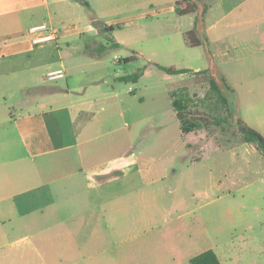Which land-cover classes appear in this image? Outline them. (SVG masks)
<instances>
[{"label": "crops", "instance_id": "crops-1", "mask_svg": "<svg viewBox=\"0 0 264 264\" xmlns=\"http://www.w3.org/2000/svg\"><path fill=\"white\" fill-rule=\"evenodd\" d=\"M81 1L0 0V105L4 107L0 115V264H125L136 259L128 255L129 250L142 248V226L136 230V225L149 208L155 209V200L137 188L144 181L143 121L151 125V119L156 120L152 130L168 137L150 147L166 145L165 152L175 157L185 156L191 147L186 140L191 132L182 134L176 122L174 127L161 124L155 106H149L152 99L146 101L138 91L139 81L128 87L130 99L118 96L114 83L122 75H113L112 84L102 80L103 54L88 53L87 43L81 42L97 40L99 27L91 21L89 9L109 36L117 26L147 17L153 8L156 15L174 16L178 0ZM76 13L79 19L75 20ZM178 16H189V29L199 19L198 47H203V55L199 68L192 71L207 70L215 80H223L242 120L264 137V0H201L194 13ZM44 17L58 34L55 40L36 43L28 30L44 23L39 21ZM79 23H86L87 29L75 30ZM75 40L82 43L80 57H64L59 42L69 46ZM51 47L56 49V53L49 50L58 66L45 71L63 68L66 77L80 71L85 73L80 80L73 85L67 81L64 88L46 87L36 74L30 76L31 70L38 69L32 62L27 66L20 61ZM19 71L30 77L15 84L12 81L20 77ZM30 88H39L37 94H30ZM16 90H21L20 98ZM174 116L173 109L170 119ZM111 121L120 123L111 133L122 131V135L104 140L103 126ZM95 139L101 142L97 146L92 145ZM118 141L113 155L93 159L113 151L112 144ZM15 144L22 149V157L34 163L37 182L25 179L30 172L18 177L10 174ZM131 211L134 230L120 218ZM114 246H119L118 254ZM179 248L173 246L169 257L183 264Z\"/></svg>", "mask_w": 264, "mask_h": 264}, {"label": "rangeland", "instance_id": "rangeland-1", "mask_svg": "<svg viewBox=\"0 0 264 264\" xmlns=\"http://www.w3.org/2000/svg\"><path fill=\"white\" fill-rule=\"evenodd\" d=\"M81 7L84 9L82 5ZM149 13L150 15L143 19L127 21L117 26L115 30L109 32V36H106L107 30L98 25V34L95 35L97 40H81L87 43L85 51L103 54L102 69L105 77L102 80L108 84H112L113 75L130 74L146 65L145 75L138 80V91L146 101L152 99L149 106H155L154 111L158 113L161 124L167 123L174 127L172 124L176 122L177 129L179 127V121L175 116L174 119H170L173 109L169 104V91L174 87L175 89L172 90L177 91V96L185 99L187 113L206 118L210 123L205 129L207 132L205 130L191 132L186 138L191 144L185 152L186 155L175 157L174 153L165 152L166 145L160 144L161 149L149 146V144L156 145L158 140L164 142L162 139L168 137L167 135L161 137L154 127L152 130V123L153 126H157L156 120L151 119V125L148 124V120L143 121L144 181L138 183L137 188H141L147 197L155 200V209L158 210L149 208L141 223L136 225L137 228L133 225L132 211L128 216L120 217L133 230L134 228L138 230L139 226H142L139 238L142 240V248L141 250L137 248V251L133 248L131 253L130 250L129 253L127 251L128 255L136 256V259L125 264H180L169 257L173 253V246H180L181 257H184L183 264H190L187 260L188 256L206 249H212L219 256L222 264H264L263 156L262 162H259L256 150L260 154L261 152L253 143L243 141L236 126V120L242 118L236 111L229 90L221 88L227 103L209 90L208 77H212L211 75L192 72L170 75L152 65L158 63L167 67L191 70L199 68L203 47H190L184 42L183 32L191 28L189 16L156 15L155 8ZM77 14L73 15L75 20L79 19ZM39 21L49 24V19L45 17L40 18ZM64 23L63 21L56 25ZM10 26L15 24H9ZM85 29H87L86 23L75 25V30ZM69 30L71 32V29ZM48 41L50 40L36 43ZM115 42L119 45L115 44V46ZM103 45L105 48L101 51ZM81 46L82 43L76 40L69 46L62 41L59 42V50L64 57H68L69 54L75 58L80 57L78 50ZM49 49L56 53V49L51 47L43 50L41 54L35 53L20 61L27 66L30 62L33 63L32 67L36 66L38 70H31L30 76L36 74V80H42V86L47 85L46 87L58 85L64 88L67 81L69 85H73L80 80L85 74L80 71H71L67 77L65 75L66 78L56 81L47 80L45 70L49 66H58L57 59ZM126 56L134 58L127 62L120 59ZM18 76L20 77L12 81L16 82L15 84L27 81L30 77L23 71H19ZM117 81L114 83L115 92L120 97L130 99L128 87L134 86L133 82ZM216 81L220 86L223 85L220 78ZM36 89L39 88H30L28 91L30 94H37ZM20 91L16 90V98L21 97ZM130 91L134 92V90ZM2 109L4 107L0 105V115ZM223 117L227 120V123H223L224 128L211 123L214 118ZM119 126L120 123L117 121L106 122L102 129L105 134L103 139L109 140L119 133L122 135V131L111 133ZM120 141L112 144L113 151L105 152L102 156L95 155L93 159L110 157L119 148ZM100 143L95 139L92 145L97 146ZM23 154L22 149L16 146L14 161L8 166L10 174L13 173L12 175L18 177L23 173L28 175L30 172L29 177L25 179L29 178L30 182H37L39 177L35 174L34 163L24 159ZM190 158L194 161H189ZM189 242L190 246L187 248ZM127 247L129 249V244ZM114 250L118 254L119 246H114ZM157 257L159 260H155Z\"/></svg>", "mask_w": 264, "mask_h": 264}, {"label": "trees", "instance_id": "trees-1", "mask_svg": "<svg viewBox=\"0 0 264 264\" xmlns=\"http://www.w3.org/2000/svg\"><path fill=\"white\" fill-rule=\"evenodd\" d=\"M201 0H178L175 4V11L178 15L192 14L197 9V3ZM82 3L86 4L83 0ZM87 6V5H86ZM90 19L96 25H101L94 13L89 9ZM198 17L195 18L194 26L192 29L186 30L183 32V39L186 45L190 47H195L199 45V40L197 37V27H198ZM115 45V44H114ZM116 46V45H115ZM105 48L102 46L100 50ZM133 57H125L124 61H130ZM157 69L162 70L163 72L174 75V74H183L187 72H192L193 74H205L209 75L207 70L194 72L191 69L186 68H174L160 65L158 63H152ZM146 66L138 68L135 72L130 74H125L117 77L118 81L124 82H137L138 79L143 75ZM223 85L220 86L213 77H208L209 90L214 92L217 97L221 98L225 103H227L226 98L224 97L221 88H230L222 80ZM169 97L171 100V105L175 111L176 118L179 121V128L182 134H186L192 131L206 129L210 123L206 118L200 117L199 115H191L187 113V104L185 99L177 96V91L171 90L169 92ZM216 126L224 128L223 123H227V120L223 118H214L211 122ZM236 126L239 133L242 136V139L246 143H253L257 149L261 152L264 159V137L255 129L248 126L243 120L237 119ZM190 264H222L218 255L212 249L203 250L189 259Z\"/></svg>", "mask_w": 264, "mask_h": 264}, {"label": "built area", "instance_id": "built-area-1", "mask_svg": "<svg viewBox=\"0 0 264 264\" xmlns=\"http://www.w3.org/2000/svg\"><path fill=\"white\" fill-rule=\"evenodd\" d=\"M28 32L34 35V42L55 40L58 34L56 27L46 23L33 25L29 28ZM45 77L49 81H56L65 77V71L63 68L51 69L46 72Z\"/></svg>", "mask_w": 264, "mask_h": 264}]
</instances>
